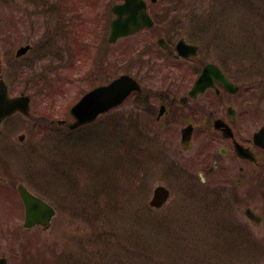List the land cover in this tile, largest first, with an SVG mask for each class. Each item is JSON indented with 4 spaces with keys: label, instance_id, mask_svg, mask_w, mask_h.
<instances>
[{
    "label": "rangeland",
    "instance_id": "374dc122",
    "mask_svg": "<svg viewBox=\"0 0 264 264\" xmlns=\"http://www.w3.org/2000/svg\"><path fill=\"white\" fill-rule=\"evenodd\" d=\"M27 1L0 0V73L12 85L13 95L31 97L33 116H15L0 131V184L11 180L7 181L9 173L16 183L21 181L43 195L57 215L47 230L22 232L18 225L23 226V207L17 190H12L15 232L9 260L13 264H20L23 258H35L37 264H264V225L252 226V241L245 245L246 234L238 225L240 222L242 228L246 222L244 210L237 206L241 201L222 188L217 196L213 174L210 177L215 179L202 188L200 166L176 146L180 135L170 137L145 113L139 121V136L140 130L132 122L134 95L112 120H122V135L109 122L64 137L63 142L41 120L66 119L70 107L93 87L123 73L136 76L142 71L145 75L146 67L169 65L172 58L158 49L156 41L155 47L137 53V46L149 35L115 44L105 42L111 16L102 22L105 5L101 0L87 4L78 0L82 15L69 46L58 39L61 24L51 22L56 15L46 16ZM151 11L159 24L155 34L171 42L184 37L199 45L206 62L217 63L220 57L227 70L249 63L243 59L250 51L260 54L264 49V0H158ZM122 43L125 49L121 52ZM26 44L33 46L32 51L16 58L17 49ZM152 52L154 56H149ZM183 66L179 65L174 85L186 71ZM237 68L242 75L250 73L246 66ZM263 79V73L254 78L258 83ZM151 80L160 83L161 78ZM122 114H128L131 121ZM181 125L178 121L174 126L179 129ZM148 153L152 154L151 164ZM60 154L67 162L61 164L88 165L84 174H77L80 181L73 191L63 190L66 181L60 174V180L55 179L53 166H48L53 163L57 168ZM133 164L140 166L138 177L125 174ZM59 170L76 179L70 170ZM96 178L106 188V196H98L100 191L88 192ZM161 184L172 196L164 208L154 209L149 202ZM89 193L91 196H85ZM6 201L7 196H0V231L10 218ZM205 234L211 242H204L208 239ZM2 241L0 238L1 249L10 247Z\"/></svg>",
    "mask_w": 264,
    "mask_h": 264
},
{
    "label": "flooded vegetation",
    "instance_id": "af4514ba",
    "mask_svg": "<svg viewBox=\"0 0 264 264\" xmlns=\"http://www.w3.org/2000/svg\"><path fill=\"white\" fill-rule=\"evenodd\" d=\"M149 30L131 36L149 35L145 42L137 46V51L142 53L141 48L155 47L157 40L158 49L166 52L172 61L166 66L155 64L146 67L143 70L145 75L139 71L135 76L141 85L140 90L134 93L138 116L142 118V113L147 114L155 120L156 127L168 135L170 133V137L180 135L176 146L200 166L202 183L210 185L215 179L210 177L213 174L217 191L222 188L229 192V196L241 201L237 206L244 210V214L254 212L264 222V79L259 83L254 80L264 74V49L259 51L260 54L250 51L243 59L249 63H234L235 70L224 68L219 57L216 70L208 68L215 62H206L200 55V49L185 59L177 55L179 41L188 42L184 37H177L175 42H171ZM128 38H121L116 43ZM162 39L165 41L164 48L158 44ZM124 49V44H120V51ZM149 56H154V53ZM180 64L185 66L186 71H183L179 84L174 85ZM236 65L246 66L250 73L242 75ZM207 69L214 74L210 73L208 80L205 78L203 90H193L203 74L206 77ZM153 76L161 78L160 83L152 81ZM178 121L183 124L179 129L174 126ZM10 209L9 206L6 212ZM3 227L8 237L12 233L10 220ZM7 243L10 247L0 250V260L13 264L11 258L9 260L12 243Z\"/></svg>",
    "mask_w": 264,
    "mask_h": 264
},
{
    "label": "water",
    "instance_id": "95a60500",
    "mask_svg": "<svg viewBox=\"0 0 264 264\" xmlns=\"http://www.w3.org/2000/svg\"><path fill=\"white\" fill-rule=\"evenodd\" d=\"M144 6V5H143ZM136 0H127L124 5L117 6L114 11L118 14V18L113 21L111 40L118 36L131 33V25L141 27L144 23L143 15L141 16L138 9L143 7ZM144 8V7H143ZM128 14L127 19H123V14ZM146 16V15H145ZM147 17V16H146ZM183 53L189 55L195 51V47H182ZM187 48V49H185ZM29 49V46L20 49L19 54H24ZM137 84L129 77H122L106 88H99L92 93L86 95L73 109L72 114L76 118V122L71 124V128H76L80 125L89 123L94 118L112 106L119 104L136 88ZM21 112L24 115H29L30 98L28 96H20L10 98L5 83L0 79V124L10 115ZM23 139V137H21ZM19 191L25 206L26 212V227L42 225L44 228L49 227L50 222L55 215V211L51 205L44 200L31 194L23 185H19ZM167 198V191L163 188H158L155 191V196L152 205L161 206Z\"/></svg>",
    "mask_w": 264,
    "mask_h": 264
},
{
    "label": "trees",
    "instance_id": "16d2710c",
    "mask_svg": "<svg viewBox=\"0 0 264 264\" xmlns=\"http://www.w3.org/2000/svg\"><path fill=\"white\" fill-rule=\"evenodd\" d=\"M55 163H58L57 161H55ZM98 209V208H97ZM99 210V209H98Z\"/></svg>",
    "mask_w": 264,
    "mask_h": 264
}]
</instances>
